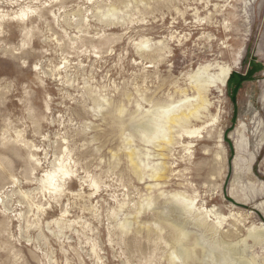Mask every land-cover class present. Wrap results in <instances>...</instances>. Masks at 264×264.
Listing matches in <instances>:
<instances>
[{
  "label": "rangeland",
  "instance_id": "374dc122",
  "mask_svg": "<svg viewBox=\"0 0 264 264\" xmlns=\"http://www.w3.org/2000/svg\"><path fill=\"white\" fill-rule=\"evenodd\" d=\"M0 13V264H236L229 247L264 264V0ZM203 67L231 74L183 140L169 118L196 103ZM60 159L73 178L57 197L40 178Z\"/></svg>",
  "mask_w": 264,
  "mask_h": 264
},
{
  "label": "bare ground",
  "instance_id": "6f19581e",
  "mask_svg": "<svg viewBox=\"0 0 264 264\" xmlns=\"http://www.w3.org/2000/svg\"><path fill=\"white\" fill-rule=\"evenodd\" d=\"M1 14V13H0ZM28 16L27 12H22L20 13V17L21 18H26ZM17 17H19L17 15ZM66 63V62H65ZM38 67V66H37ZM36 68V67H35ZM210 69V68H209ZM231 74V69L229 67H221L220 72L215 73V75L210 74L208 71V67H203L197 70V72L190 78L191 82L189 83L191 85V88H193L194 92L198 95V100H196V103L190 105L188 108L186 109H182L180 111H178L177 113H174L170 118H169V123L171 124L172 128H175L177 126H183V132L180 133V138L183 140L186 139H193L195 137H197V134H200V130L202 127H193L191 125L192 121H199L201 120L202 116L204 114H207L210 112V99H209V88L211 87V85H214L215 83L225 86L229 76ZM216 85V84H215ZM160 109H156L155 111H159ZM162 110V109H161ZM160 110V111H161ZM151 112V111H150ZM154 112V111H152ZM157 114V113H155ZM154 114V115H155ZM172 114V113H171ZM156 117V116H155ZM151 118V117H150ZM153 119H148L150 121H146V123H143L141 125L142 128H146L145 130L150 129H155L156 126V119L154 117H152ZM142 119V118H141ZM158 119V118H157ZM217 118L214 119V121ZM141 122V121H140ZM139 122V123H140ZM168 123V124H169ZM136 127V125H134ZM140 127V128H141ZM180 128V127H178ZM182 128V127H181ZM135 130V128H134ZM152 131V130H151ZM202 132V131H201ZM177 134V133H176ZM172 140V139H170ZM169 142V141H168ZM175 144V141H170L169 143H167V145L162 146V148L169 147L172 146V144ZM191 143V142H189ZM35 150V149H34ZM37 154V153H36ZM35 154V155H36ZM34 155V154H33ZM31 155V156H33ZM60 157V156H59ZM35 158V156H34ZM37 160V159H36ZM37 162H39L37 160ZM41 163V162H39ZM37 165V164H36ZM39 166V165H38ZM42 166V165H41ZM2 167V166H1ZM40 167V166H39ZM72 173L73 171L70 169V166H68V164L66 163V161H64L63 159H60L58 162L54 163L53 166L48 169L44 175L40 178V182L42 184V187L44 190H46V192H50V194H52V196H61L62 193L64 192V185L65 180L69 179L72 177ZM34 175V174H33ZM12 177V176H11ZM154 177H156L158 180L162 179V178H166V175L164 172H159L157 174L154 175ZM73 178V177H72ZM143 179V178H142ZM13 181V180H12ZM16 185V184H15ZM66 190V189H65ZM22 192V191H21ZM45 193V192H44ZM66 195V194H65ZM25 197L29 198V195L27 193H25ZM79 198V197H78ZM1 199V197H0ZM34 201V200H33ZM2 202L4 203V198L2 200ZM36 202V201H35ZM178 202H180L178 200ZM25 203V202H24ZM27 203V202H26ZM32 203V202H31ZM175 203V202H174ZM186 204V203H185ZM37 206V205H36ZM182 206V203H181ZM35 207V206H34ZM187 207V206H186ZM185 207V208H186ZM188 207H190V205H188ZM38 208H41V206H38ZM191 208V207H190ZM183 209V208H182ZM203 211H205L206 213H208V210H206L205 208H203ZM67 211H65L66 213ZM177 212V211H176ZM161 213V212H160ZM158 214V213H157ZM175 215V214H174ZM159 219V218H158ZM160 219H167V216H161ZM169 219V218H168ZM177 220V219H176ZM179 220V219H178ZM220 223V221H218ZM131 221L127 222V226L130 225ZM123 225L125 226V224L123 223ZM202 226V224H201ZM179 227V226H178ZM183 229V228H182ZM179 230V229H178ZM181 232V231H180ZM209 232V231H208ZM255 232V231H254ZM188 233V232H187ZM183 236V234H180ZM252 236V235H251ZM259 236V235H258ZM262 236V235H261ZM260 236V237H261ZM263 237V236H262ZM178 238V237H177ZM220 241V240H219ZM181 242V241H180ZM223 243V242H221ZM228 244V243H227ZM226 244V246H228ZM221 245V244H220ZM223 245V244H222ZM176 246V245H175ZM230 246V245H229ZM219 247V246H218ZM236 247V246H235ZM184 248V247H183ZM213 248V247H211ZM218 249V248H217ZM216 249V250H217ZM240 249V248H239ZM236 249V248H231L229 247L225 254H223V257H225L226 259H230L233 262H236V264H254L253 262L249 261L248 259L244 258V253L241 251V249ZM185 251V250H183ZM178 252V251H177ZM180 252V251H179ZM182 252V251H181ZM180 252V253H181ZM208 252V251H207ZM179 253V255H181ZM183 253V252H182ZM187 253V252H186ZM212 253V252H211ZM175 254V253H174ZM173 254V255H174ZM246 254V253H245ZM184 255V254H183ZM214 255V254H213ZM182 256V255H181ZM228 256V257H226ZM175 257V256H174ZM213 259L215 256H212ZM246 257V256H245ZM176 258V257H175ZM222 258V257H221ZM178 259V258H177ZM209 259V258H207ZM175 260V259H174ZM206 260V259H204ZM210 260V259H209ZM222 260V259H221ZM215 261V260H214ZM217 261V260H216ZM220 261V260H219ZM221 264V262H219ZM230 261V262H231ZM225 262V261H224ZM223 264V263H222ZM226 264V263H225ZM230 264V263H228ZM232 264V262H231Z\"/></svg>",
  "mask_w": 264,
  "mask_h": 264
},
{
  "label": "snow or ice",
  "instance_id": "6c2138e0",
  "mask_svg": "<svg viewBox=\"0 0 264 264\" xmlns=\"http://www.w3.org/2000/svg\"><path fill=\"white\" fill-rule=\"evenodd\" d=\"M61 67H63V65Z\"/></svg>",
  "mask_w": 264,
  "mask_h": 264
}]
</instances>
